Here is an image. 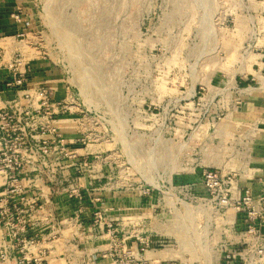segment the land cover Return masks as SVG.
I'll list each match as a JSON object with an SVG mask.
<instances>
[{
	"label": "rangeland",
	"instance_id": "1",
	"mask_svg": "<svg viewBox=\"0 0 264 264\" xmlns=\"http://www.w3.org/2000/svg\"><path fill=\"white\" fill-rule=\"evenodd\" d=\"M23 1L26 56L54 67L66 94L60 100L72 110L57 122L65 126L68 158L79 149L82 172L98 175L83 178L84 186L168 190L183 185L175 173L201 166L247 172L248 182L264 164V0ZM17 54L24 57L17 51L15 65ZM130 196V214L109 215L84 195L86 221L98 228L110 218L138 219L139 201ZM178 216L201 212L186 204ZM98 229L82 231L76 263L127 264L123 242L106 249ZM180 232L187 250L197 232ZM195 256L190 261L213 263L201 249Z\"/></svg>",
	"mask_w": 264,
	"mask_h": 264
},
{
	"label": "crops",
	"instance_id": "2",
	"mask_svg": "<svg viewBox=\"0 0 264 264\" xmlns=\"http://www.w3.org/2000/svg\"><path fill=\"white\" fill-rule=\"evenodd\" d=\"M23 4V0H0V101L3 107L8 101L15 100L16 105L12 106L14 109H22L32 103L24 97L23 90L25 92L26 90L33 91L40 85L53 86L55 100H60L66 95L64 94L63 85L60 83L62 78L55 74L53 66H50L45 60L33 61L26 56L24 51L25 38L23 36L29 29L30 24L27 20V5ZM23 7H25L24 12ZM20 9L22 10L21 19L17 20L14 14ZM17 51H21L24 55L21 59L20 69H26V88L21 87V89L20 87L8 88L5 85L6 81L12 77L9 65L14 60ZM238 89L242 88L238 86ZM33 103L38 104L37 100ZM63 116L58 118L55 122L56 125L59 124L58 121ZM58 126L67 136L65 126ZM74 147L76 148V145ZM77 150L79 151V149ZM80 155L82 154L80 153ZM53 164L55 173H50V177L47 174H37L30 169L26 170V173L22 175L20 187L16 191V198L23 199L21 206L24 209H27L28 205L35 199L38 200L40 205V208L33 210L32 213H29V211L25 213L26 216H30L26 234L34 238V242L29 246L26 254L29 257H34L44 251L46 261L43 264H77L76 260L82 255L79 250L80 240L83 239L82 231H93L98 228L99 232L103 233L98 237L107 238L105 239L106 249H109V247L111 249L117 238H123L124 249L126 250L129 246L136 257L146 259L145 264H174L183 261L180 257L190 261L192 257H197L195 253L199 249L206 256L213 257L212 264H220L222 261L221 256H223L221 245L226 246L229 250H234L235 242L241 237L240 230L237 227L241 211L237 207L225 209L226 217L224 219H210L203 216V208L183 200L181 194L185 190L197 196L199 200L207 198V191L203 187L200 174L194 171L184 174L175 173L176 183H183V185L172 186L168 190H162L158 187L152 188V192L149 194H143L142 189H139L136 194H130L128 192L113 191L110 188L109 192H102L99 188L84 186L83 178L89 177L92 179L98 175L87 173L78 175L73 166V161L68 160L66 157L60 156L58 160L55 159ZM100 166L102 165L100 164ZM257 171L256 174L251 176L253 179L248 182L244 179V177L249 176L247 172L236 173L239 178L237 177V183L233 188L235 197L243 193L246 188H250L256 198L264 194V164L257 168ZM0 179V195H3L5 180L2 176H0ZM102 185L109 186L111 181H102ZM73 187L79 188L85 193L86 197L92 195L93 206L101 209L105 208L109 215H113L116 209H123V213L130 214L133 204L130 195H133L139 201V212L141 214L138 219L134 220H131L130 216H123L121 221L119 218H110L112 223L108 220L100 222L97 228V225L95 226L92 222L86 221L85 214L91 211L87 205H84L82 212L79 211L80 202L75 201V198L70 194V189ZM94 193L95 195H93ZM103 197L107 201L104 202ZM135 197H133V200H135ZM121 202L122 207L120 206ZM84 203L86 204V200ZM186 204L193 206L197 212H201V216L194 218L178 216V213ZM201 206L203 205L201 204ZM148 210L152 211L148 214ZM110 225L114 228L110 229ZM184 227L188 231L194 230V232H197L195 233L197 235L193 232L189 234L190 238L188 239L190 242L187 243V250H184L183 241L185 239H182L185 235L180 232L181 228ZM193 227L194 229H192ZM114 230L116 233L122 231L121 237L113 233ZM66 231L71 235L68 236ZM260 232L264 238V223L260 226ZM136 234L142 238L152 239L156 244H160L159 247H154L139 255L138 250L141 243L135 237H131ZM5 243L7 241L4 230L0 225V248ZM110 254H112L111 251ZM17 255L18 252L14 251L10 260L2 264H16ZM199 255L200 252L198 257ZM242 255H245L244 251ZM109 260L107 259V261ZM190 263L200 264V261L195 259ZM109 264L117 263L112 261ZM246 264L253 263L246 262Z\"/></svg>",
	"mask_w": 264,
	"mask_h": 264
},
{
	"label": "built area",
	"instance_id": "3",
	"mask_svg": "<svg viewBox=\"0 0 264 264\" xmlns=\"http://www.w3.org/2000/svg\"><path fill=\"white\" fill-rule=\"evenodd\" d=\"M21 14L20 9L14 16L20 20ZM17 56L19 58L15 59L16 65L13 63L9 65L12 77L5 83L8 88L20 87L21 89L26 81V69H20L22 58L20 54ZM23 92L24 97L32 103L22 109L12 107L16 105L15 100L8 101L3 107L0 101V176L4 177L6 185L4 194L0 196V225L7 241L0 248V264L10 260L14 251L18 252L16 264H43L46 261L44 251L34 257L26 254L34 238L26 234L30 216H26L25 213L27 211L32 213L33 210L40 208V205L35 199L28 205L27 210L21 206L23 199L16 198V191L20 187L23 173L30 169L37 174H47L50 177V173H55L54 162L51 159L54 151H57V160L60 156L66 157L73 161L78 175L83 173L81 155L73 149L68 158V151L66 152L68 144L65 135L55 123L60 116L72 111L66 105L65 100H55L54 89L46 85L39 86L33 91L23 90ZM35 100L38 102L37 105L33 103ZM44 134H47V137H43ZM102 166V173H107L106 164ZM192 171L200 174L203 187L207 191V198L199 200L187 190H185L187 196L185 198L190 203L203 208L204 217L224 219L225 209L229 207H237L241 211L237 225L241 237L235 242L234 250L221 245L223 256H221L220 264H246V262L264 264V238L260 232V226L264 223V194L256 198L252 190L246 188L243 193L235 197L233 188L237 183V174L225 173L210 166H201L199 170L196 167ZM142 192L149 194L152 188L147 186L142 188ZM70 194L75 201L80 202L79 211L82 212L86 200L84 195L77 187L71 188ZM99 213L94 212V215ZM113 233H116L115 230ZM131 237H135L141 243L138 250L139 255L154 247L158 248L160 245L138 234ZM122 240L123 238H117L115 242H123ZM123 251L128 258L127 264L146 263V259L136 257L131 249L125 250L123 246ZM243 251L245 255H242ZM174 264L188 263L182 261Z\"/></svg>",
	"mask_w": 264,
	"mask_h": 264
},
{
	"label": "bare ground",
	"instance_id": "4",
	"mask_svg": "<svg viewBox=\"0 0 264 264\" xmlns=\"http://www.w3.org/2000/svg\"><path fill=\"white\" fill-rule=\"evenodd\" d=\"M92 68V67H91Z\"/></svg>",
	"mask_w": 264,
	"mask_h": 264
}]
</instances>
